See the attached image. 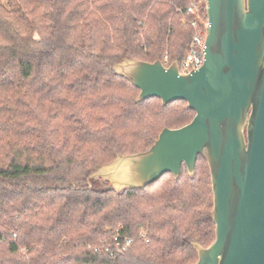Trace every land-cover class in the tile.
Returning <instances> with one entry per match:
<instances>
[{"label":"trees","instance_id":"trees-1","mask_svg":"<svg viewBox=\"0 0 264 264\" xmlns=\"http://www.w3.org/2000/svg\"><path fill=\"white\" fill-rule=\"evenodd\" d=\"M192 1L206 16L205 0H0V264H191V242L214 241L203 155L192 176L140 189L87 181L195 115L181 99L137 102L111 68L122 57L180 63Z\"/></svg>","mask_w":264,"mask_h":264},{"label":"water","instance_id":"water-1","mask_svg":"<svg viewBox=\"0 0 264 264\" xmlns=\"http://www.w3.org/2000/svg\"><path fill=\"white\" fill-rule=\"evenodd\" d=\"M203 62L187 73L178 61L165 66L122 57L111 65L139 89L136 101L163 105L185 100L195 115L163 127L144 151L117 152L87 177L113 190L140 189L183 168L194 174L198 155L208 163L215 239L191 244V264H264V0H205Z\"/></svg>","mask_w":264,"mask_h":264},{"label":"built area","instance_id":"built-area-1","mask_svg":"<svg viewBox=\"0 0 264 264\" xmlns=\"http://www.w3.org/2000/svg\"><path fill=\"white\" fill-rule=\"evenodd\" d=\"M180 10V8H177V11ZM185 12L192 14V18L187 21V19L183 17L181 19V22H188L189 25L193 28L194 33L188 51L186 52L180 63H178L179 71L181 73L190 72L191 70L197 69L201 66L203 62V47L208 25L207 16L203 15V9L199 7L196 2H190L185 8ZM161 61L165 66H168L170 64L167 54L163 56V59ZM129 243L130 239L125 238L122 248L118 250H124Z\"/></svg>","mask_w":264,"mask_h":264}]
</instances>
